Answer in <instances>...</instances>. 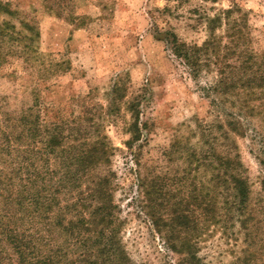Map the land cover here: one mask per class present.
Instances as JSON below:
<instances>
[{
  "label": "rangeland",
  "instance_id": "1",
  "mask_svg": "<svg viewBox=\"0 0 264 264\" xmlns=\"http://www.w3.org/2000/svg\"><path fill=\"white\" fill-rule=\"evenodd\" d=\"M0 1L8 27L0 36L1 130L29 115L103 140L105 159L92 173L109 180L112 228L131 264L182 263L166 241L176 235L160 233L150 214L197 192L215 203V219L191 234L198 264H264V91L216 84L220 71L232 75L241 48L264 63V0ZM175 40L201 48L191 50L192 64L175 53ZM232 119L236 132L227 127ZM75 143L70 137L63 149ZM56 153L48 165L63 171ZM222 156L245 178L241 212L229 208L231 191L215 173ZM0 168H13L10 157L1 156ZM153 180L163 185L160 196L145 193ZM87 204L68 218L93 220L97 203ZM42 234L43 248L61 242L55 227ZM86 236L96 250L97 230Z\"/></svg>",
  "mask_w": 264,
  "mask_h": 264
},
{
  "label": "trees",
  "instance_id": "2",
  "mask_svg": "<svg viewBox=\"0 0 264 264\" xmlns=\"http://www.w3.org/2000/svg\"><path fill=\"white\" fill-rule=\"evenodd\" d=\"M4 5L0 1V7ZM7 29L0 24L2 38L6 37ZM241 32V28L234 31L237 36ZM241 38L242 35L237 40ZM174 45L175 53L189 64H192L191 50L194 56L201 49L177 40ZM22 52L18 51L17 55ZM237 56L239 64L231 66L232 75L220 71L216 84L233 83L236 87H258L264 91V63L247 48L239 49ZM13 121L16 119L6 122L11 130L8 132L2 131L0 125V133L3 135L0 137V159L1 156L10 157L13 163V168L8 169V172L0 168V264H131L112 228L114 220L109 180L106 176H95L92 173L93 168L104 162L107 150L103 140L95 138L92 141L87 132L82 133L78 129L74 132L66 122L42 125L38 117L30 119L29 115L17 118V122ZM233 125H236L233 119L227 123L229 130L236 132ZM65 129L69 130V134L64 133ZM70 137L76 143L71 145V151H66L63 142ZM56 152H60L58 167L63 168V171L48 165L49 154H54L55 159H58ZM62 152L67 154L65 161ZM23 163H26L25 168L28 169L25 173L21 172ZM218 163L215 173L221 178L222 187L228 188L232 194L228 206L241 212L246 206L248 195L245 178L238 172L232 173L233 168L224 156ZM260 163L264 169V159ZM37 165H40L37 172L30 169ZM72 167H76L74 171ZM82 180H89L92 184H86L81 189ZM150 189L145 193L160 196L163 185L153 180ZM67 194L73 199L69 204L63 201ZM209 196V193L203 196L197 192L184 203L183 200L178 204L160 203L157 213L150 214L160 233L165 227L176 235L173 240L167 238L166 241H174L171 247L182 257L181 264H198L194 251L196 244L191 234L197 231L199 225L209 221L210 217L215 219L212 214L215 203ZM87 199L97 203L91 210L93 220L89 221L82 216L83 210L89 207ZM72 211L82 212L81 217L76 220L68 218V213ZM49 226L55 227L62 239L57 247L46 249L42 244L45 242L42 232L43 228ZM96 230L98 246L92 251L86 244V233ZM71 240L76 246H82V250L76 252V247L70 245ZM93 254L95 258L91 260L90 255Z\"/></svg>",
  "mask_w": 264,
  "mask_h": 264
}]
</instances>
